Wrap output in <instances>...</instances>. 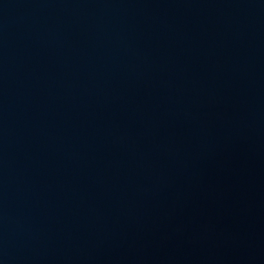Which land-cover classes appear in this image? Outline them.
Segmentation results:
<instances>
[{
    "label": "water",
    "instance_id": "water-1",
    "mask_svg": "<svg viewBox=\"0 0 264 264\" xmlns=\"http://www.w3.org/2000/svg\"><path fill=\"white\" fill-rule=\"evenodd\" d=\"M0 264H264V0H0Z\"/></svg>",
    "mask_w": 264,
    "mask_h": 264
}]
</instances>
